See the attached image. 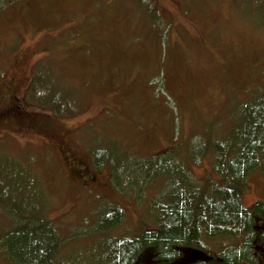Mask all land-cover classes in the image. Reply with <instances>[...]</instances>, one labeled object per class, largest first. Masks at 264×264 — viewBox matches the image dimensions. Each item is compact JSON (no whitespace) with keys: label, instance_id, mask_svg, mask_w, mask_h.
I'll return each mask as SVG.
<instances>
[{"label":"rangeland","instance_id":"1","mask_svg":"<svg viewBox=\"0 0 264 264\" xmlns=\"http://www.w3.org/2000/svg\"><path fill=\"white\" fill-rule=\"evenodd\" d=\"M35 72L45 75L51 96H65L72 114L31 99ZM10 87L20 116L52 132H21L13 118L0 120V157L31 176L28 186L12 184L8 202L39 194L33 205L27 199L17 222L43 214L62 239L55 259L72 263L68 253L76 257L102 238L155 230L149 202L168 189L160 181L134 195L119 191L107 165L94 166L96 145L105 160L118 156L109 148L133 160L174 148L192 181L219 183L214 151L192 156L189 146L223 139L239 122L240 104L264 90V0H0V93ZM258 201L262 168L246 176L241 192L245 207ZM110 205L124 210L123 222L95 232ZM12 224L0 210V240ZM223 239L207 245L218 253L230 242ZM150 257L141 264H161ZM0 264H13L1 242Z\"/></svg>","mask_w":264,"mask_h":264},{"label":"trees","instance_id":"2","mask_svg":"<svg viewBox=\"0 0 264 264\" xmlns=\"http://www.w3.org/2000/svg\"><path fill=\"white\" fill-rule=\"evenodd\" d=\"M38 75L39 72L34 73L29 86L31 99L50 103L57 114H72L67 107L63 108L65 96L53 91L51 96L45 75L44 78ZM39 94L49 97V102H43L45 99L38 97ZM5 105L9 112V105L2 106ZM237 119L239 122L223 139L205 143L197 150L189 146L192 156L214 151L213 169L221 175V183L192 181L187 175L185 162L177 158L174 148L151 158L133 160L119 147L115 149L113 143L111 147L117 152L113 153L109 148L108 153L118 156L105 160L102 146L96 145L91 151L94 166L107 165L110 180L119 191L134 195L144 186L150 187L160 181L167 184L168 189L161 190L149 202L151 214L156 217L155 230H143L137 236L118 234L102 238L101 243L88 245L76 257L74 252L68 253L72 263H68L65 257L63 263L55 259L62 239L55 236L54 225L43 219V214L42 217L34 215L37 219H33V223L30 222L33 216L24 219L25 222H17L19 212L29 203L27 199L30 198L33 205L34 199L40 195L16 196L9 203L12 184L28 186L31 176L27 170L15 168L0 157V206L5 205L0 210L8 213L13 222L7 233L1 236V248L13 264H88V261L92 264H139L143 255L151 254L158 263L165 264L179 259L178 255L189 248L202 252L194 264H257L251 248L253 214L264 215V201L245 207L241 203V192L245 190L246 176L252 170L264 169V90L257 89L249 94L240 104L238 117L233 121ZM36 182L31 185L36 186ZM27 211L32 210L28 208ZM123 217L124 210L120 207L105 206L98 215L94 231L107 234L123 222ZM223 238L230 239L228 247L218 250V256L213 255L212 250L217 251V248H209L208 242L212 239L221 242Z\"/></svg>","mask_w":264,"mask_h":264},{"label":"flooded vegetation","instance_id":"3","mask_svg":"<svg viewBox=\"0 0 264 264\" xmlns=\"http://www.w3.org/2000/svg\"><path fill=\"white\" fill-rule=\"evenodd\" d=\"M11 83L15 82V77H11L10 79ZM0 97L3 99L2 104L9 105V114L6 110V105L4 108L0 107V120L5 119V117L13 118L14 119V126L16 129L20 130L21 132H27L30 131L32 133L36 134H44L45 136H51L50 131L52 130L48 127V125L44 122H34L32 120H28L22 116H20V110L18 103H14L13 95L9 91V88L4 89L0 93ZM8 98L9 100H6ZM50 123V120H47ZM1 126V123H0ZM49 134V135H48ZM255 216V220L253 222V228H252V234H251V248L253 249V255L255 257V260L257 264L264 263V215L259 214L255 212L253 214ZM187 251L183 250V252L178 255L179 259L176 258L173 261H167V264H175V261H182V263L187 264L186 262L189 255L186 254ZM213 255L218 256L217 253L212 252ZM152 255V254H151ZM150 256V255H149ZM147 258H151V257ZM146 257V256H145ZM195 260L191 262L190 264H194ZM247 264H250L246 262Z\"/></svg>","mask_w":264,"mask_h":264},{"label":"water","instance_id":"4","mask_svg":"<svg viewBox=\"0 0 264 264\" xmlns=\"http://www.w3.org/2000/svg\"><path fill=\"white\" fill-rule=\"evenodd\" d=\"M189 254L190 255H189L188 261L191 262V261H194L195 258L199 257L202 254V252L199 250L193 249V250H190Z\"/></svg>","mask_w":264,"mask_h":264}]
</instances>
